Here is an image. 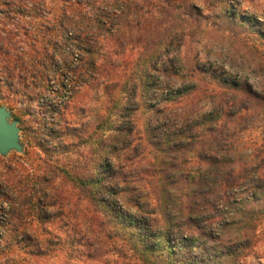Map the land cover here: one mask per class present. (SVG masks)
I'll return each instance as SVG.
<instances>
[{
  "label": "clouds",
  "instance_id": "obj_1",
  "mask_svg": "<svg viewBox=\"0 0 264 264\" xmlns=\"http://www.w3.org/2000/svg\"><path fill=\"white\" fill-rule=\"evenodd\" d=\"M0 264H264V0H0Z\"/></svg>",
  "mask_w": 264,
  "mask_h": 264
},
{
  "label": "water",
  "instance_id": "obj_2",
  "mask_svg": "<svg viewBox=\"0 0 264 264\" xmlns=\"http://www.w3.org/2000/svg\"><path fill=\"white\" fill-rule=\"evenodd\" d=\"M21 128L18 121H11L4 110L0 109V154H8L12 150L19 151Z\"/></svg>",
  "mask_w": 264,
  "mask_h": 264
},
{
  "label": "rangeland",
  "instance_id": "obj_3",
  "mask_svg": "<svg viewBox=\"0 0 264 264\" xmlns=\"http://www.w3.org/2000/svg\"><path fill=\"white\" fill-rule=\"evenodd\" d=\"M13 120H15V119H13V118L11 117V121H13ZM18 126L21 128V126H20L19 123H18ZM22 136H23V129L21 128V131H20V141H21V143H22V140H21ZM13 151H16V150H12V151H10L8 154H10V153L13 152ZM0 155H2V154H0Z\"/></svg>",
  "mask_w": 264,
  "mask_h": 264
}]
</instances>
